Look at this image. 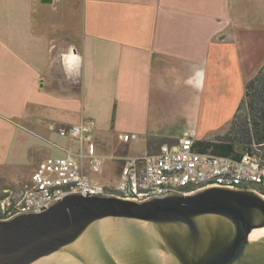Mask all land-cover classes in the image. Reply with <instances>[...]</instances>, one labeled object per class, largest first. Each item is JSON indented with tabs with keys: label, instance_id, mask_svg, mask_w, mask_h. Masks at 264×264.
<instances>
[{
	"label": "crops",
	"instance_id": "0c3cea01",
	"mask_svg": "<svg viewBox=\"0 0 264 264\" xmlns=\"http://www.w3.org/2000/svg\"><path fill=\"white\" fill-rule=\"evenodd\" d=\"M258 29L264 0H0V169L28 170L0 175L1 191L25 181L20 196L47 157L78 149L59 127L83 121L107 156L156 153L186 134L200 152L233 156L206 143L229 131L259 71L247 53ZM130 132L144 145L134 154Z\"/></svg>",
	"mask_w": 264,
	"mask_h": 264
},
{
	"label": "water",
	"instance_id": "95a60500",
	"mask_svg": "<svg viewBox=\"0 0 264 264\" xmlns=\"http://www.w3.org/2000/svg\"><path fill=\"white\" fill-rule=\"evenodd\" d=\"M264 196L210 186L144 201L69 194L0 218V264H264Z\"/></svg>",
	"mask_w": 264,
	"mask_h": 264
},
{
	"label": "built area",
	"instance_id": "2783aa9c",
	"mask_svg": "<svg viewBox=\"0 0 264 264\" xmlns=\"http://www.w3.org/2000/svg\"><path fill=\"white\" fill-rule=\"evenodd\" d=\"M94 131L92 121L59 127L61 134L77 139L80 147L67 149L64 156L47 157L32 173L20 196L8 194L0 199V218L43 211L53 202L74 193L117 195L144 201L175 192L190 194L219 185L249 188L264 196V156L258 153L256 145L246 148L239 157L221 156L198 151L195 140L188 134L177 145L163 144L156 153L106 155L121 161L119 178L115 184L100 182L87 174V169L101 171L106 159L97 151ZM121 138L128 142L138 135L124 133Z\"/></svg>",
	"mask_w": 264,
	"mask_h": 264
},
{
	"label": "trees",
	"instance_id": "16d2710c",
	"mask_svg": "<svg viewBox=\"0 0 264 264\" xmlns=\"http://www.w3.org/2000/svg\"><path fill=\"white\" fill-rule=\"evenodd\" d=\"M254 145L264 156V63L247 82L244 99L229 131L220 139L206 143L213 152L219 146L227 147L234 152V157H239L246 148Z\"/></svg>",
	"mask_w": 264,
	"mask_h": 264
},
{
	"label": "rangeland",
	"instance_id": "374dc122",
	"mask_svg": "<svg viewBox=\"0 0 264 264\" xmlns=\"http://www.w3.org/2000/svg\"><path fill=\"white\" fill-rule=\"evenodd\" d=\"M247 36L249 40L248 47H247L248 57L252 60L259 61V68H260V66H262V64L264 63V30L258 29L257 31L254 30L253 32L249 31ZM257 65L258 63L249 64V67L250 66L253 67ZM129 144L131 145V149H130L131 154L139 152L144 147V145H141L140 143L135 142V140H132L131 143ZM134 148L137 150V152L134 151ZM12 149H13L12 154L11 153L9 154L13 155L14 157L16 156L18 160L21 157L20 152H19V149H21V145H17L16 143V145H12L10 147V151ZM100 154L106 157V154L104 153V151H100ZM40 165L41 164H39L35 170L39 169ZM120 167L121 165L118 161H113L112 159H109L108 157H106L105 163L102 166V170L99 172H93L92 175L94 176L95 180H98L100 182H103V183L110 182V183L115 184L118 181ZM5 169L7 170L3 169L4 172L1 171L0 169V175L3 178L2 180L11 181V182L17 180V178L15 177V174H17L18 176H23V173L25 172L26 174V172L28 171L27 169L26 170L23 169L21 165H13V166H9V169L6 167ZM32 171H29V173H32ZM24 182H22L20 185L10 186V189L14 191L13 195L20 194V192L22 191ZM256 187L259 188V186H256ZM6 195H8V193H4V191H1V188H0V198L1 197L3 198Z\"/></svg>",
	"mask_w": 264,
	"mask_h": 264
},
{
	"label": "bare ground",
	"instance_id": "6f19581e",
	"mask_svg": "<svg viewBox=\"0 0 264 264\" xmlns=\"http://www.w3.org/2000/svg\"><path fill=\"white\" fill-rule=\"evenodd\" d=\"M249 246H264V227L256 228L251 232Z\"/></svg>",
	"mask_w": 264,
	"mask_h": 264
}]
</instances>
